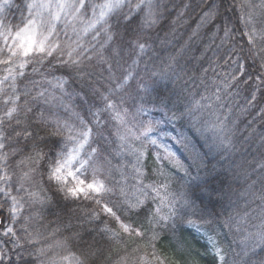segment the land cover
Listing matches in <instances>:
<instances>
[{"label": "trees", "instance_id": "obj_1", "mask_svg": "<svg viewBox=\"0 0 264 264\" xmlns=\"http://www.w3.org/2000/svg\"><path fill=\"white\" fill-rule=\"evenodd\" d=\"M31 2L10 0V7L0 13V22L13 32L23 27ZM100 3L103 0H93L88 6L84 34L69 40L62 34V41L51 38L59 47L42 63L37 58L28 65L25 75L15 82V93L10 84L2 86L0 117L4 123L0 130L4 132L8 125L4 112L12 106L3 101L15 95L19 96L16 107L22 125L9 133L5 148L0 149V176L10 178L0 180V188L11 185L10 196L0 193L1 231L18 223L22 229L26 221L18 220V203L15 221L10 212L12 195L19 186L16 166L28 152L22 150L24 136L14 133L27 129L36 134L28 148L33 143L42 146L46 140L57 141V150L64 147L61 134L53 135L57 127L48 119L49 107L34 109L27 90L38 79L62 80L67 82L66 90L76 93L78 104L85 101L90 108L96 107L94 119L103 122L104 106L100 104L107 97L109 102L116 101V111L123 106L135 108V115L141 117L138 121L152 127L149 136L156 143L146 149L143 163L142 181L148 193L144 208L148 214L159 208L158 216L168 217L166 223L150 225L147 215L129 217L118 212L145 235L120 232L119 241L109 240L101 229L107 226L119 231L116 221L94 201H65L54 184L50 190L52 182L43 175L48 164L41 160L37 172L45 202L39 208L40 229L56 231L66 256L74 254L83 264H221L215 255L219 248L222 264H264V244L258 241V234L264 232V0H151V9L147 0L140 8L136 5L141 0H130V6L110 17L107 24L89 28L95 19L93 6ZM150 11L155 22L149 26ZM125 15L130 20L125 21ZM248 33L254 34L251 42ZM136 41L145 45L142 52ZM74 42L86 44L77 49ZM72 57L77 65L67 60ZM111 84L116 87L110 88ZM128 95L133 100L126 105ZM27 104L29 111L22 107ZM106 127L102 123V132H109ZM164 150L174 158L169 165L157 162L155 153ZM78 175L88 181L87 170ZM175 200L178 206L173 210ZM114 203L117 209L121 207L120 200L114 198ZM93 213L98 218L89 220ZM23 231L13 236L12 243L14 239L22 243ZM153 232L157 234L154 240ZM6 242L5 264H35L30 257H19L22 251L9 250L11 241Z\"/></svg>", "mask_w": 264, "mask_h": 264}, {"label": "rangeland", "instance_id": "obj_2", "mask_svg": "<svg viewBox=\"0 0 264 264\" xmlns=\"http://www.w3.org/2000/svg\"><path fill=\"white\" fill-rule=\"evenodd\" d=\"M36 2H44V0H36ZM53 2H55V0H53ZM69 2H74V0H69ZM92 2L93 0H86V8L83 9L79 15L62 17L60 21L56 22L55 30L52 35V37L55 36V41H62V36L69 40L75 35L84 34L86 31L84 30V26L87 23V10ZM45 16H47V13H45ZM85 44L86 42H74L77 49H83ZM95 51L96 50L90 51L89 56H93ZM67 60L72 62V60L76 59L72 57ZM113 75L114 72L111 70L108 73L111 80ZM60 82H62V80H60ZM112 82L113 81H110V83ZM66 83L67 82H65L63 88H61L58 86V81L51 79L42 78L33 81V86L27 90V93L30 94L31 97V99L28 98V103L32 105L34 109L38 105L39 107H49V114L51 115H49L50 117L48 116V119L55 123V127H57V122L62 125L67 123L73 129V136H76L79 131L84 130L85 125L87 128L91 129L88 142L84 145L81 152L82 159L87 158L89 154L92 155V160L90 162L91 166L87 168L86 175L89 182L95 178L96 180L103 181L109 187L117 186L118 192L120 188H123L124 193L129 199L135 200L136 197H139L145 201L146 198L142 193L146 192L145 187H147V184H144L142 181V172L144 170L143 163L146 157V149H148V147L152 148L153 146V139L150 138L149 135H143L148 126H144L138 121L141 117L139 118V116L135 115L137 113L135 108L129 109L123 106L120 111H116L114 108H107V104L109 103L108 99L100 104V107L104 106L103 111L100 107L98 108L105 116L103 122L102 118L100 121L94 119L93 115L98 116V113L93 109L96 107L90 108V103L85 101L78 104L76 93L66 90ZM111 85H109L110 88L116 87L113 84ZM109 91L110 89L103 92V94H108ZM40 93L44 95L41 96ZM56 93H58L57 96ZM131 97L135 98L133 95H131ZM129 98L130 95L125 98L126 105L132 103L133 99L130 101ZM80 99L82 101L81 96ZM31 101L36 104L31 103ZM115 102V100L110 101L113 105ZM64 105H68L70 110L66 111ZM22 107L24 110H31L28 104ZM73 113L77 115H73ZM117 113H119L121 117L119 120L115 118ZM77 116L79 118H77ZM80 119L84 120V125L80 124ZM17 120L20 121L19 124ZM102 123L107 126L105 128L106 130L109 129L108 133L102 132L100 129ZM21 125V117L16 112L4 130L6 137L9 136L10 132L18 130ZM60 134L64 148L67 150L73 147L74 141L67 139L69 135L68 130L64 129ZM14 135L16 136V132ZM21 140L24 141V139ZM31 145L32 144L29 145L27 150V157L34 155ZM92 149H96V152L92 153ZM166 151L167 150L155 153L158 163H167V165H169L171 160H174L173 156L169 155ZM26 156L25 161H18V166H16L17 173L15 178L18 182L17 185L19 184V192L16 191L12 197H16V201L20 205L18 209L20 210V219L18 220L21 222L22 219L25 218L27 221L24 222V228L22 226V229L19 223L14 225L13 230L16 233L15 236L23 229H27V231H23L24 236L22 235L23 238L21 239L22 245H18L19 243H17L15 239L12 243V239L14 238L12 233L6 236L5 231H1L2 228H0V264L6 263V259H3V253H5L6 249L5 243H8L6 239L7 241H11L8 245L9 250L16 248V250L22 251V254H18L19 257L22 256L24 259L28 258V260L30 257L35 264H39V259L41 261L43 260L44 264H53L60 261L61 264H65L66 262L62 257L66 256V252L64 248L61 247V242H58L56 239V231L40 229L39 208H41L45 202V193L42 187L43 181L38 176V166L33 163L32 160L27 159ZM30 169H36V171L30 172L32 178H23L24 173L29 172ZM25 189H27V191H25ZM30 193H36L37 195L33 196ZM105 199H107V197H105ZM177 203L178 200L171 202L173 210L178 206ZM1 223L2 220L0 219V227H2ZM41 249H43V254H41ZM24 250L26 253L23 252ZM16 264H18V261Z\"/></svg>", "mask_w": 264, "mask_h": 264}, {"label": "snow or ice", "instance_id": "obj_3", "mask_svg": "<svg viewBox=\"0 0 264 264\" xmlns=\"http://www.w3.org/2000/svg\"><path fill=\"white\" fill-rule=\"evenodd\" d=\"M144 3V0H141L140 4H137L136 7L140 8ZM147 4L149 9H151L152 4L151 0H147ZM126 5L130 6V0H103V3L93 6V16L94 22L89 24V28H94L96 24H107L109 18L116 15L121 9H123ZM7 7H10V0H0V13H3ZM29 18L27 23L23 25V27H17V29L13 32L10 27L3 25L0 22V28H3V31H0V38H2L3 43L0 44V92L3 91V85L10 84L13 88V93H15V82L19 77H23L25 75V69L28 67L33 60L39 59V62L42 63L45 57H50L59 47L58 44L53 43L51 37L55 30L56 22L60 21L62 17L66 16H76L79 15L83 9L86 8V0H74V2H69V0H44V2H33L27 5ZM97 8L99 11L97 12ZM47 13V16H45ZM152 13L149 12L148 17H146V23L150 24L154 23V20H151ZM125 21L130 20L129 15L124 16ZM243 19V18H242ZM248 23H251V16H249ZM227 34V30H226ZM251 37L254 35L253 33H248ZM111 36H109V40H111ZM135 46L140 49L142 52L145 48L143 43L139 41L135 42ZM71 55V54H69ZM67 63V62H64ZM73 65H77L78 61L72 60ZM36 69H34L35 71ZM131 74L128 77L124 78V83H127ZM64 82L58 81V86L63 88ZM123 85H120L122 87ZM43 96V93H40ZM107 100V97H104ZM19 100V96L15 95L13 98L4 99L3 103L5 105L11 104V107H7L4 112V116H6L9 120L13 118L14 113L17 112L16 102ZM163 103V100L161 101ZM65 110H70L68 105H64ZM107 108L113 109L114 105L112 103L107 104ZM73 115H77L73 113ZM77 118H79L77 116ZM116 119H121L119 113L116 114ZM4 123V119L0 117V125ZM19 124L20 121L17 120ZM80 124L84 125L85 122L83 119H80ZM67 129L69 135L67 137L68 140L74 141V145L71 148H68L65 151L64 147L59 148L57 150V141H44L43 145L33 143L31 148L34 152V155L27 157V159L32 160L38 167L40 166L41 160H46L48 164V170L43 175H46L48 180L52 182L49 185V189L51 190L52 185H55V192L59 195L63 196L65 201H79L81 199L94 201L96 205L101 206L105 215L111 217L116 221V227L119 231L112 229L110 227L105 226L101 229V232L109 239V240H120V232L125 234L134 233L136 236L143 238L145 233L141 229H133L131 224L126 223L121 215L118 212H123L127 216L131 217L133 215H147L149 224L159 225L161 221L164 223L167 222V216H158L159 208H157L156 213L148 214L145 212L143 199L139 197L136 198L135 201L130 200L127 195L124 193L123 188H120L119 192L117 191V186L109 187L103 181L96 180L93 178L91 182L86 181L85 179L80 178L79 173L81 170H87L88 167L91 166L92 155L89 154L87 158H81V152L85 144H87L91 129L87 128L85 125V129L81 130L77 133L76 136L72 135V127L67 123L60 124L57 122L56 131L53 135L59 134L62 130ZM152 132V127L148 126L145 129L143 135L147 136ZM24 136V148L23 151L28 150V141L29 138L35 139L36 134L33 132L24 129L22 131H16V136L19 137ZM5 133L0 130V149L5 148L4 140L6 139ZM152 143H156L155 140ZM43 148H47L48 152L45 153ZM92 153L96 152V149L91 150ZM55 153V155H51ZM171 155V153H169ZM3 159L7 161V155L3 156ZM23 162V161H21ZM196 161L193 160V164ZM36 171V169H30L29 172H25L23 178L31 179L30 172ZM10 179L7 175L0 176V180ZM11 185L6 184L4 187L0 188V193L4 195V197L10 196V192L8 189ZM162 187H167L163 185ZM19 191V189H17ZM27 191V189H25ZM154 192L159 195L158 189H153ZM33 196H36V193H30ZM142 195L146 198L148 196L147 192L142 193ZM107 197V199H105ZM114 198L120 200L121 207L117 209L116 204L114 203ZM122 198V199H121ZM264 198V197H262ZM13 207L10 209L13 220L15 221L17 217V208L19 205L16 202V197H12ZM163 202V198H162ZM67 207V205H65ZM98 218L95 213L88 217L89 220ZM191 224V221H189ZM27 231V229H25ZM8 233H12L13 236L16 235L12 227H8L5 235ZM156 233L153 232L152 239L156 238ZM258 241L260 244H264V232L258 234ZM31 242V241H30ZM122 242V241H120ZM257 245L253 244V250ZM41 254H43V249H41ZM153 255H155L153 253ZM215 255L219 259V261L223 262V256L221 254V250L216 248ZM62 259L66 262V264H83L80 257L75 256L74 254H69L67 256L62 257ZM123 259V258H121ZM163 264V261H161Z\"/></svg>", "mask_w": 264, "mask_h": 264}]
</instances>
